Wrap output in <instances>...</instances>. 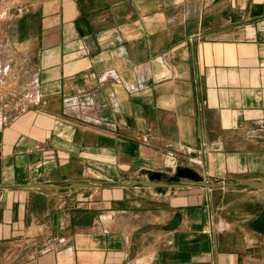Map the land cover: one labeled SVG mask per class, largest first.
Here are the masks:
<instances>
[{
  "label": "crops",
  "instance_id": "1",
  "mask_svg": "<svg viewBox=\"0 0 264 264\" xmlns=\"http://www.w3.org/2000/svg\"><path fill=\"white\" fill-rule=\"evenodd\" d=\"M2 13L0 264H264V185L221 199L127 185L183 151L264 181V0ZM11 43L25 63L12 107ZM71 181L94 185L26 186Z\"/></svg>",
  "mask_w": 264,
  "mask_h": 264
},
{
  "label": "rangeland",
  "instance_id": "2",
  "mask_svg": "<svg viewBox=\"0 0 264 264\" xmlns=\"http://www.w3.org/2000/svg\"><path fill=\"white\" fill-rule=\"evenodd\" d=\"M4 2V1H3ZM2 2V3H3ZM2 3H0V5H2ZM2 16L3 13L0 14V39L1 37L4 35V33L2 32V28H1V21H2ZM13 17V16H11ZM17 47H20L21 49L22 46L16 44ZM4 57H7V55H9V62H5L6 64L9 63L10 66L8 67V71H5L8 73V76H6V89H10V102H11V107L14 105V103L17 101V96L20 94V92H17V85L20 83V79L24 78V68H25V63L22 59H20L19 54L16 50V48L13 47L12 43L11 45L8 44H4ZM1 41H0V51H1ZM1 56H0V62L1 61ZM7 65H5L3 67V69L6 70ZM2 67V65H1ZM0 67V68H1ZM2 72L0 69V83L2 80ZM0 88H2L0 86ZM13 108H11L12 110ZM259 130L261 132V127H259ZM166 159V158H165ZM165 159H162L161 161H158L156 163H158V167L156 170L161 171V180H166V181H180V182H196L198 180H206V181H223V182H236V181H241V180H256V181H263L261 179H249L247 177H249V175H251V173L249 172H231L228 171L227 167L225 168V166H218L220 167V170L217 169V167L215 166V164L213 163V161L211 160V157L208 155H193V154H188L187 151H183L182 153H180V155H176L173 157H167L166 160H168L165 164ZM172 160V161H169ZM163 163V164H162ZM229 163L231 164V161H229ZM178 166H189L191 167L194 171H195V177L191 178V177H186V176H179L176 174V168ZM231 166V165H230ZM254 174H261V173H254ZM224 175L225 178H221L219 176ZM235 175V176H233ZM132 177L134 179H148L149 174L148 175H140V174H133ZM242 179H236V178H241ZM131 178L129 177L128 180H130ZM108 182H113V181H108ZM139 186V185H137ZM261 186V185H256V186H249V185H234V186H227V185H221V186H215V187H207L204 185H199V184H193V186L189 189L185 188L182 191H187V192H191V198H193V193L196 192L197 194L200 193L202 199H209L210 195L213 196V199H221V197H232L234 195V190L236 187V189H240V187H243L244 190L245 188L248 189H255L257 190V188ZM152 186H144L142 185L141 188L142 189H151L153 190L154 188ZM235 187V188H234ZM179 187H155V190L158 192H165V190H170V191H177L176 189H178ZM97 189L93 190L92 195L93 196H97ZM124 192L126 193H130L127 190H124ZM172 193V192H171ZM157 195H160V193H156ZM133 195V193L131 194ZM252 197L255 199H260V195L258 193H253ZM141 261L145 262V258H141V259H136L133 264H139Z\"/></svg>",
  "mask_w": 264,
  "mask_h": 264
},
{
  "label": "water",
  "instance_id": "3",
  "mask_svg": "<svg viewBox=\"0 0 264 264\" xmlns=\"http://www.w3.org/2000/svg\"><path fill=\"white\" fill-rule=\"evenodd\" d=\"M176 174L179 176L186 177H195V171L189 166H178L176 168ZM161 171L153 170L149 172L148 179H135L131 183L127 185H144V186H152V187H186L193 184L204 185L207 187H215L221 185H264V181H256V180H241L236 182H223V181H206V180H198L196 182H180V181H166L161 180ZM93 183L85 182V181H71L66 184H54L47 182H35L26 184L27 187H55V188H72L79 186H92Z\"/></svg>",
  "mask_w": 264,
  "mask_h": 264
},
{
  "label": "bare ground",
  "instance_id": "4",
  "mask_svg": "<svg viewBox=\"0 0 264 264\" xmlns=\"http://www.w3.org/2000/svg\"><path fill=\"white\" fill-rule=\"evenodd\" d=\"M13 0H7L5 3H3L2 5H0V14L2 12V10L5 8L6 5L10 4Z\"/></svg>",
  "mask_w": 264,
  "mask_h": 264
}]
</instances>
